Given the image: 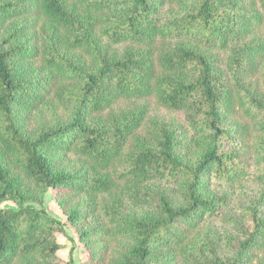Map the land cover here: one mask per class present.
<instances>
[{
    "label": "trees",
    "instance_id": "obj_1",
    "mask_svg": "<svg viewBox=\"0 0 264 264\" xmlns=\"http://www.w3.org/2000/svg\"><path fill=\"white\" fill-rule=\"evenodd\" d=\"M48 188L78 264H264V0H0V264H59Z\"/></svg>",
    "mask_w": 264,
    "mask_h": 264
},
{
    "label": "rangeland",
    "instance_id": "obj_2",
    "mask_svg": "<svg viewBox=\"0 0 264 264\" xmlns=\"http://www.w3.org/2000/svg\"><path fill=\"white\" fill-rule=\"evenodd\" d=\"M60 113V110H58ZM163 116L165 119L175 118L178 121L182 120V114L180 113H171L168 110L158 107L151 102L149 109V116L151 115ZM48 120L49 116L46 113L38 115V119ZM246 192L241 190V188L236 187L233 190H230L229 196L231 201H235L237 204L245 203ZM2 206H15L16 204L12 200H5L1 203ZM43 206L45 210L59 219L61 223V230L56 233V240L60 243L58 249L59 255V264H78V260L84 256L87 252L85 245L78 238L77 232L74 229L73 225L68 221L65 213L60 209L57 202L53 198V189L48 188L44 197Z\"/></svg>",
    "mask_w": 264,
    "mask_h": 264
}]
</instances>
